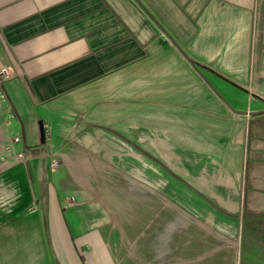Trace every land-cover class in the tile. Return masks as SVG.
I'll list each match as a JSON object with an SVG mask.
<instances>
[{"label":"crops","instance_id":"0c3cea01","mask_svg":"<svg viewBox=\"0 0 264 264\" xmlns=\"http://www.w3.org/2000/svg\"><path fill=\"white\" fill-rule=\"evenodd\" d=\"M262 9L0 0V69L14 74L0 116V264H232L213 227L252 264L244 205L259 211L264 179L247 173L246 139L264 121V71L250 80Z\"/></svg>","mask_w":264,"mask_h":264},{"label":"rangeland","instance_id":"374dc122","mask_svg":"<svg viewBox=\"0 0 264 264\" xmlns=\"http://www.w3.org/2000/svg\"><path fill=\"white\" fill-rule=\"evenodd\" d=\"M260 17V14H259ZM254 32V38H253V48H252V66H251V75L250 80L253 84L256 82H259L261 72L264 71V0H263V9H262V15L258 19L257 24L253 28ZM264 87V86H263ZM264 95V89L263 92ZM248 116L249 114L246 113ZM261 117H264V114H260ZM261 127V134L257 133L254 135V133L249 129L247 131V139H246V163H247V173L248 168L251 166H257V170L260 171L258 173V176L262 179H264V121H262L261 125H258ZM1 129V124H0ZM1 132V130H0ZM3 131L1 132V134ZM6 151L12 152V149L7 145L5 147ZM7 158V161L9 160V156H5ZM2 159V160H5ZM56 160V159H55ZM259 167V168H258ZM264 190V188H263ZM217 207V205H214ZM248 206L244 205V212L247 214V220H246V244L245 249L248 254V257L252 259V264H264V202L261 205H257L258 212L254 215L252 211L247 210ZM224 213L227 212L224 208ZM242 208L238 212L236 216H239L240 218L242 213ZM226 214V213H225ZM254 215V216H250ZM213 233L216 237L215 241V247L218 250L220 248L221 250H225L232 255L233 263L232 264H242L240 263V256L242 254V245H236L234 242H230L229 240L225 239V237H221L219 233H224L225 228L220 227H213ZM224 229V230H223ZM259 247V249H258ZM251 250H257L259 251V255L257 256L256 260H254V253L251 252ZM244 252V253H245ZM252 255V256H251ZM254 256V257H253Z\"/></svg>","mask_w":264,"mask_h":264},{"label":"built area","instance_id":"2783aa9c","mask_svg":"<svg viewBox=\"0 0 264 264\" xmlns=\"http://www.w3.org/2000/svg\"><path fill=\"white\" fill-rule=\"evenodd\" d=\"M14 76V74L7 68V67H2L0 69V116H2V114H5L7 111H9V108L7 107L5 110H3V102L4 101H7L8 100V97H7V93L4 89V83L12 78ZM11 113L8 112V116L10 115ZM16 142L20 140V137H15L14 139ZM28 157L25 153H18L17 156H16V160L19 161V162H25L27 161ZM54 166H57L59 164V159H56L54 160V162L52 163Z\"/></svg>","mask_w":264,"mask_h":264},{"label":"water","instance_id":"95a60500","mask_svg":"<svg viewBox=\"0 0 264 264\" xmlns=\"http://www.w3.org/2000/svg\"><path fill=\"white\" fill-rule=\"evenodd\" d=\"M40 129H41L42 137L45 138V129H44V125L42 123L40 124Z\"/></svg>","mask_w":264,"mask_h":264}]
</instances>
